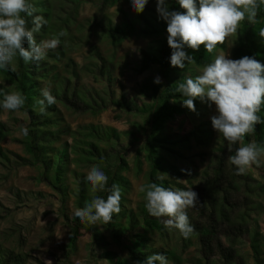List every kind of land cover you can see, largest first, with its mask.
<instances>
[{"label": "trees", "instance_id": "obj_1", "mask_svg": "<svg viewBox=\"0 0 264 264\" xmlns=\"http://www.w3.org/2000/svg\"><path fill=\"white\" fill-rule=\"evenodd\" d=\"M83 0H29L36 7L34 15H42L48 21L39 33L35 34L39 43L56 37L61 31L66 35L60 37L61 43L55 49L47 51V55L39 63L25 64L22 58L15 57L8 69H0V88L6 92L19 91L26 97L23 108L11 113L21 112L27 117L29 134L26 141H22L29 158L20 157L13 153H7L0 147V159L2 163H10L15 166L26 165L39 167L41 174L37 178L39 183H44L52 188L60 197L62 206L65 207L69 198L73 196L75 207L81 208L86 201H90L92 193L91 185L86 181V173L71 169V165L90 169L98 165L108 176V187L113 183L122 189L120 202L121 212L114 214L113 220L108 225H102L109 233L112 240L123 246L128 253V258L121 259L108 251L109 243L97 225H88L81 222L75 215H69L62 211L64 218L70 227V245L75 249L82 230L85 229L93 240V245L101 247L105 251L101 253V259L110 264H138L150 255L160 253L168 259L180 264L176 250H159L151 244L150 235L155 233L161 237L168 236L163 220L150 216L142 207L141 214L132 209H127L126 196L132 189L131 181L124 175L129 169L127 156L132 148L136 149L135 164L140 171L142 156L149 166V183L155 182L172 190L192 189L198 193L200 204L195 209H188L189 221L195 227V233L189 239L181 237L180 247L183 251L196 246V255L187 260L188 264H264V234L260 229V220L264 224V203L260 199L264 195V182L252 178L246 173L236 175V168L230 162V157L235 154L238 147L255 142L264 146V123L258 124L252 134H246L243 142L229 145L225 140L215 144L208 155L209 165L202 173L194 171H182L181 168L169 162L168 158L175 155L182 158L177 148H187L191 139H196L200 147L210 146L212 131L209 125L203 123L195 128L194 132L185 136L172 138L167 134V122L174 121L185 114H197L201 104L199 99L194 101L195 112L183 106L184 97L176 91L178 84L186 78H195L197 73L188 66L175 68L170 64L172 50L168 46L167 37L159 40L157 45L150 46L146 50H139V60L135 70L139 75L151 71L156 66L159 76L164 83L146 82L142 85L141 96L150 99V102H142L140 106L133 99H129L123 92H116L117 81L114 76L115 65L113 58H104L96 47L90 51V58L95 64H90L87 72L92 75L97 83L105 82L101 89L87 88L79 80L76 63L69 59L66 63L69 77H59L58 64L71 50L69 38L72 30L78 24L79 10ZM121 0H100L98 19L101 20V36L110 38L119 45L130 37H154L168 34L167 23L159 15L135 14V21L124 22L117 25L106 17L107 12L114 8ZM259 8L256 23H250L247 15L240 22L238 40L234 57L240 59L249 56L264 65V42L259 33L264 28V0H258ZM170 11L183 13L177 0H171ZM27 26L32 27L31 18L26 17ZM226 44V41H225ZM217 45L213 53H207L202 45L198 51L185 48L188 55L192 56L196 64L194 68L202 69L204 65L214 61L216 52L225 50L226 45ZM54 85L51 94L56 98V103L47 107L46 114L38 111L37 101L42 99L41 90L44 87ZM3 96H0L2 102ZM57 104L62 105L73 114L100 115L108 110L120 111L127 115H149V132L145 139L137 143L136 135L132 132L122 133L110 126L101 124H88L79 126L75 131L63 125L60 110ZM5 109L0 107V115ZM121 113L115 115L119 120ZM264 120V105L258 113ZM7 127L1 125L0 140L6 136ZM64 136H71L74 140L70 145L62 142ZM59 144L58 147L56 145ZM71 154L76 156L71 159ZM12 155L15 159L12 162ZM203 157V155H201ZM190 173V175L188 174ZM72 175L77 186L71 190L68 184V175ZM162 175L163 179H158ZM186 178L189 184L182 185L179 179ZM264 179V173L260 175ZM18 196L19 193H16ZM110 193L98 192L103 198ZM195 239V241H193ZM0 253H2L0 249ZM96 261V260H95ZM22 255L1 254L0 264H24Z\"/></svg>", "mask_w": 264, "mask_h": 264}, {"label": "rangeland", "instance_id": "obj_2", "mask_svg": "<svg viewBox=\"0 0 264 264\" xmlns=\"http://www.w3.org/2000/svg\"><path fill=\"white\" fill-rule=\"evenodd\" d=\"M168 8H170L171 0H166ZM100 0H83L79 10L78 24L69 38V46L71 50L66 54V58L58 64L59 77H69L66 63L69 59L73 60L77 65V72L80 83L87 88L101 89L106 83H97L93 80L92 75L87 72L90 64H95V61L90 58V51L96 47L100 54L106 58H113L115 65L114 76L117 81L116 92H123L129 99L135 100L140 106L142 102H150V99L141 96L140 89L146 82L154 83L156 77H160L156 66L151 71L139 75L135 66L139 60V50H146L150 46L157 45L161 39H164L168 34H163L154 37H130L121 44H115L110 38L101 36L98 19ZM157 0H149L143 15L155 14ZM136 12L132 9L131 0H121L114 8L110 9L106 17L112 20L113 23L121 25L124 22L135 21L134 15ZM166 23V22H165ZM237 32L226 38L225 50L219 49L216 55L221 51L229 53V58L234 57V49L238 40ZM190 66L197 75L201 74L202 69ZM161 78V77H160ZM162 80V79H161ZM1 82V79H0ZM162 83L164 81L162 80ZM45 85H42L44 88ZM54 85H50L52 89ZM60 110V117L63 119V125L75 131L79 126L88 124H101L117 129L119 132H132L136 135V142L139 143L145 139V135L149 132V115H127L120 111L108 110L100 115H79L73 114L60 104H57ZM121 113L119 120H115V115ZM215 105L209 106V102H201L197 114H185L177 117L174 121L167 122V134L172 138L177 136H185L194 132L199 125L206 123L212 131V142L210 146L200 147L196 139H191L189 146L185 148H177L176 150L182 155V158H176L175 155L168 158L169 162L183 169L184 171H194L202 173L209 165V154L213 150L215 144L221 142L222 136L213 129L211 117L215 115ZM28 124L27 117L21 112L11 113L9 110H4L0 115L1 125L7 127L6 136L0 140V147L4 152L13 153L20 157L29 158L25 145L22 141H26L21 129ZM62 142H67L70 145L74 140L71 136H64ZM59 144L56 145L58 147ZM136 149L132 148L127 156L129 169L124 175L131 181L132 189L126 196L127 209H132L136 213L141 214L142 207L146 203L145 194L139 191L142 185L148 184L149 166L144 155L142 156L141 170L137 169L135 164ZM203 155V157H201ZM12 162L14 157L10 155ZM76 156L71 154V159ZM264 159V157H262ZM71 169L79 172L88 173L90 169L82 168L77 165H71ZM255 180L264 182L260 175L264 173V166L257 167L253 165L247 171ZM41 174L39 167L26 165H18L10 163H2L0 159V249L5 255L12 254L13 256L22 255L25 257L24 264H110L108 261L101 259V253L105 250L101 247L94 246L91 235L82 230V236L79 238L75 249L70 245V227L66 224L62 211L66 210L69 215H74L76 210L75 200L69 198L65 207L62 206L60 197L52 190L51 187L44 183H39L37 178ZM186 178L179 179L182 185H196L197 182L189 184ZM68 184L71 190H76L74 177L68 175ZM19 193L18 196L16 193ZM264 203V195L260 199ZM162 220L166 218H161ZM98 224V223H97ZM98 228L105 236V240L109 243L108 251L121 259L128 258L127 251L120 244L115 243L109 233L103 226L98 224ZM260 229L264 234V224L260 220ZM151 244L159 250H170L178 253L181 258L180 264H188L187 260L196 255V246L183 251L180 247L181 237L178 233L168 232L166 238L155 233L150 235ZM195 241V239H193ZM0 253V259L1 254ZM96 260V261H95ZM171 264H175L174 260L169 259Z\"/></svg>", "mask_w": 264, "mask_h": 264}, {"label": "clouds", "instance_id": "obj_3", "mask_svg": "<svg viewBox=\"0 0 264 264\" xmlns=\"http://www.w3.org/2000/svg\"><path fill=\"white\" fill-rule=\"evenodd\" d=\"M148 2L131 0V6L140 14ZM177 3L185 10L183 13L170 11L166 0H157L156 7L159 17L167 23V43L172 50L170 64L175 68H185V61L189 65L196 64L185 48L198 51L203 45L207 53H213L217 45H224L226 38L237 32L246 15L250 23L257 22L258 0H177ZM36 11L29 0H0V69H8L17 56L25 64L39 63L48 50L60 45V37L66 35L64 31L54 38L37 42L35 34L48 21L42 15H34ZM26 17L31 18V28L27 26ZM259 35L264 42V28ZM229 56L221 51L213 62L204 65L200 75L194 79L186 78L178 84L176 91L182 94L183 106L190 111L195 112L196 99L209 102V106L214 104L213 129L229 145H236L243 142L246 134L254 133L256 125L264 123L258 115L264 105V65L249 56L235 60ZM154 83H162L161 78L156 77ZM0 96H3L0 107L9 111L20 110L26 101L19 91L9 93L0 88ZM41 96L43 98L37 101L38 111L45 115L47 107L56 103V98L48 87L41 90ZM21 131L25 136L29 134L28 128ZM262 157L264 146L252 142L236 148L229 159L236 168L235 174L244 175L253 165L264 166ZM163 176L161 174L158 179L162 180ZM86 181L91 185L92 198L77 208L74 215L88 225L98 222L108 225L114 214L121 212L122 189L115 183L108 187V176L98 165L91 166ZM139 191L145 194V208L150 216L166 218L162 221L166 230L175 229L184 239L191 238L195 227L189 221L187 210L200 204L198 193L192 189L172 190L155 182L142 185ZM98 192L110 194L105 199L96 195ZM138 264L171 262L165 255L156 253Z\"/></svg>", "mask_w": 264, "mask_h": 264}]
</instances>
